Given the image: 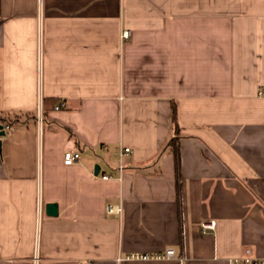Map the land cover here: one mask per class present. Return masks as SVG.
<instances>
[{"label":"crops","instance_id":"0c3cea01","mask_svg":"<svg viewBox=\"0 0 264 264\" xmlns=\"http://www.w3.org/2000/svg\"><path fill=\"white\" fill-rule=\"evenodd\" d=\"M0 120V264L264 257V0H0Z\"/></svg>","mask_w":264,"mask_h":264},{"label":"built area","instance_id":"2783aa9c","mask_svg":"<svg viewBox=\"0 0 264 264\" xmlns=\"http://www.w3.org/2000/svg\"><path fill=\"white\" fill-rule=\"evenodd\" d=\"M130 32L128 30H124L122 33V38L129 37ZM63 105V103H62ZM56 108H60V105H57ZM37 120L39 125L43 122V109H42V103L39 106V109L37 111ZM11 125L8 123H4V129H9ZM131 147L128 146H122L121 148V157L125 153L131 152ZM81 158V152L78 150H67L64 153V162L65 164L71 165L79 161ZM119 175L117 178L119 180H122L123 178V171H124V165L121 161L119 167ZM113 176L109 173H105L102 175L103 179H110ZM123 211L122 203H110L107 205V212L110 214L117 213L121 214ZM216 229V220H210L205 221L201 225V230L204 233H208L211 231H214ZM177 256L176 249L174 247H167L164 250L161 251H154V252H131L127 254L125 257H119L120 259H139V260H150V259H171L175 258ZM231 264H264V257H260L253 254V251L250 247L246 248L244 253L238 257H234L230 260ZM79 264H93L91 260H83L80 261Z\"/></svg>","mask_w":264,"mask_h":264},{"label":"trees","instance_id":"16d2710c","mask_svg":"<svg viewBox=\"0 0 264 264\" xmlns=\"http://www.w3.org/2000/svg\"><path fill=\"white\" fill-rule=\"evenodd\" d=\"M173 120H174V123L176 125V127H178V122H177V116H176V108L174 107L173 109ZM0 123H4V121L0 120ZM9 124L12 126V124L9 122ZM8 130V129H7ZM175 140L176 139H172L169 144L172 145L173 144V147L175 148V156H176V166H177V171H180V154H179V148L175 147Z\"/></svg>","mask_w":264,"mask_h":264},{"label":"water","instance_id":"95a60500","mask_svg":"<svg viewBox=\"0 0 264 264\" xmlns=\"http://www.w3.org/2000/svg\"><path fill=\"white\" fill-rule=\"evenodd\" d=\"M6 131L4 129V124L0 123V138L1 136L5 135ZM1 143V140H0ZM47 213L50 215H57L58 214V205L57 203H48L47 204Z\"/></svg>","mask_w":264,"mask_h":264}]
</instances>
